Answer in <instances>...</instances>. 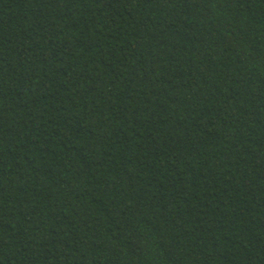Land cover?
I'll use <instances>...</instances> for the list:
<instances>
[{
  "label": "trees",
  "instance_id": "1",
  "mask_svg": "<svg viewBox=\"0 0 264 264\" xmlns=\"http://www.w3.org/2000/svg\"><path fill=\"white\" fill-rule=\"evenodd\" d=\"M0 264H264V0H0Z\"/></svg>",
  "mask_w": 264,
  "mask_h": 264
}]
</instances>
